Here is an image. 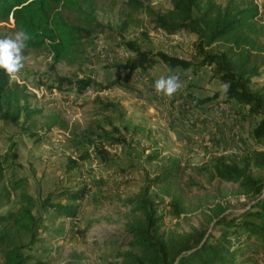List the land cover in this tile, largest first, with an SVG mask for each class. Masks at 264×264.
I'll use <instances>...</instances> for the list:
<instances>
[{"label":"trees","instance_id":"16d2710c","mask_svg":"<svg viewBox=\"0 0 264 264\" xmlns=\"http://www.w3.org/2000/svg\"><path fill=\"white\" fill-rule=\"evenodd\" d=\"M127 5L130 11H144L150 22L167 35L182 31L195 35V55L186 60L162 50L143 48L137 40H127L122 45L129 48L130 55L122 64L112 67L134 72L149 70L160 61L198 73L209 66L212 77L225 86L226 101L247 106L248 113L258 119L251 130L255 144L251 150L227 151L210 129V142L199 143L202 161L198 166L186 164L179 157L168 158L153 176L147 174L143 197L132 200L138 201L143 216L127 225V248L118 254L114 264H264V84H254V79L264 71V24L260 21L259 5L255 0H171L167 9L144 6L139 0H129ZM95 9L96 0H0V20L12 18L17 31L30 35L25 53L33 49L47 51L54 63L81 68L92 58L89 48L96 44L100 34L106 33ZM73 81L80 92L95 83L91 76ZM119 81L114 78L103 88L120 84ZM31 97L26 84L12 81L0 70V121L29 122L27 130L34 135L30 131L32 125L38 117H44L46 130L59 127L69 131L74 153L68 156L67 172L77 170L79 162L99 161L108 165L111 151L107 141L111 140L113 145L116 141L125 142L131 130L133 135L145 132L139 126L130 128L125 124L127 131L123 134L114 119V115L122 117V111L114 101L100 96L96 99L100 101L97 115L101 118L96 125L87 126L70 123L59 113L45 114L42 108L32 106ZM191 97L196 106L209 100L193 94ZM211 121L209 116H198L196 125L200 122L209 126ZM153 153L151 158L156 159L158 152ZM18 159L16 142L12 140L0 152V264H49L48 237L53 230L45 226L43 212L77 218L88 186H100L105 181L84 180L82 186L59 184L37 200L27 190V178L17 176L15 167L21 165ZM188 168L210 183L218 179L237 183L238 194L253 203L230 215L226 213L229 206L216 201L205 213L206 224L188 230H162L160 202H167L178 217L189 210L184 186ZM127 171L121 168L117 173ZM152 187L161 190L166 198L152 192Z\"/></svg>","mask_w":264,"mask_h":264},{"label":"rangeland","instance_id":"374dc122","mask_svg":"<svg viewBox=\"0 0 264 264\" xmlns=\"http://www.w3.org/2000/svg\"><path fill=\"white\" fill-rule=\"evenodd\" d=\"M128 1L96 0L95 15L105 26L106 33L100 34L96 44L89 48L92 58L81 68L65 62L54 63L49 52L33 49L24 52L25 66L11 78L27 85L32 94V106L42 108L45 114L59 113L73 124L96 125L101 118L97 115L100 101L96 99L100 96L114 101L122 111V117L114 115V119L123 134L127 131L125 124L145 131L133 135L131 130L125 142L110 145L111 140L107 141L111 151L108 165L99 161L79 162L77 170L67 172L68 156L74 153L69 131L59 127L46 130L44 117H38L32 125L30 131L34 135L27 130L29 122L0 121V152H4L12 140L16 142L17 162L21 165L16 166L15 171L17 176L27 178V190L37 200L46 197L59 184L82 186L84 180L102 178L105 181L100 186H88L77 218L55 217L50 211L43 212L45 226L53 230L48 237L49 264H114L118 254L127 248L124 244L127 225L143 216L138 201L132 200L143 197L147 174L153 176L168 158L179 157L186 164L198 166L202 161L199 143L210 142V129L227 151H247L255 147L251 130L258 118L248 113L247 106L226 101L225 86L212 77L211 67L205 66L198 73L160 61L149 70L134 72L112 67L122 64L130 55L129 48L122 45L127 40H137L143 48L154 52L162 50L186 60L195 55V35L183 31L167 35L150 22L144 11H130ZM139 1L154 9L171 6V0ZM255 1L264 24V0ZM16 32L12 18L0 20V38ZM172 74L179 75L182 88L171 98L156 94L155 80ZM85 76H91L95 83L80 92L73 80ZM114 78L120 79V84L103 88ZM254 84H264V71L254 79ZM191 94L209 100L196 106ZM198 116H209L211 124L204 126L199 122L196 125ZM156 151L158 155L152 159L151 154ZM121 168L128 171L118 174ZM184 179L188 197L185 203L189 209L186 214L178 217L167 202L156 199L160 202L159 212L164 216L162 230H188L206 224L205 213L216 201L229 206L226 213L230 215L246 210L253 203L238 194L235 182L218 179L210 183L191 168L187 169ZM151 191L166 198L157 187H152ZM199 199H202L200 203Z\"/></svg>","mask_w":264,"mask_h":264},{"label":"clouds","instance_id":"9594fccd","mask_svg":"<svg viewBox=\"0 0 264 264\" xmlns=\"http://www.w3.org/2000/svg\"><path fill=\"white\" fill-rule=\"evenodd\" d=\"M30 39V35L24 30L0 38V70L4 71L10 79L15 78L24 68L26 59L24 51ZM182 86L179 75L172 74L156 79L153 89L156 94L171 98Z\"/></svg>","mask_w":264,"mask_h":264}]
</instances>
